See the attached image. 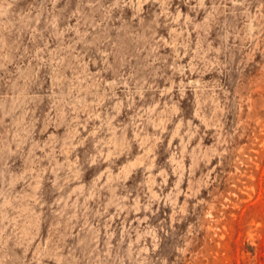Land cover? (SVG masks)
Instances as JSON below:
<instances>
[{
  "label": "rangeland",
  "instance_id": "1",
  "mask_svg": "<svg viewBox=\"0 0 264 264\" xmlns=\"http://www.w3.org/2000/svg\"><path fill=\"white\" fill-rule=\"evenodd\" d=\"M0 264H264V0H0Z\"/></svg>",
  "mask_w": 264,
  "mask_h": 264
}]
</instances>
